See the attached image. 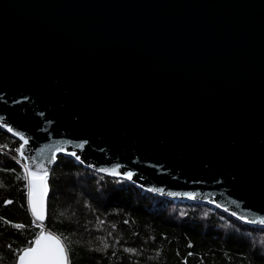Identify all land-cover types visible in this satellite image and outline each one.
Segmentation results:
<instances>
[{"label": "water", "instance_id": "water-1", "mask_svg": "<svg viewBox=\"0 0 264 264\" xmlns=\"http://www.w3.org/2000/svg\"><path fill=\"white\" fill-rule=\"evenodd\" d=\"M0 125L264 225V0H0Z\"/></svg>", "mask_w": 264, "mask_h": 264}, {"label": "trees", "instance_id": "trees-1", "mask_svg": "<svg viewBox=\"0 0 264 264\" xmlns=\"http://www.w3.org/2000/svg\"><path fill=\"white\" fill-rule=\"evenodd\" d=\"M22 143L0 125V264H15L40 231L32 223L27 182L17 179L26 163L16 151ZM48 182L44 225L68 245L70 264H264V225L213 203L154 193L65 151Z\"/></svg>", "mask_w": 264, "mask_h": 264}, {"label": "snow or ice", "instance_id": "snow-or-ice-1", "mask_svg": "<svg viewBox=\"0 0 264 264\" xmlns=\"http://www.w3.org/2000/svg\"><path fill=\"white\" fill-rule=\"evenodd\" d=\"M8 131H12L11 128ZM17 136H19L20 140L23 141L20 144V147L16 149V151L20 154V156L25 160H30V163H24L23 174H18L17 179H22L26 181V199L27 204L30 209L31 215L34 217L32 223L36 225L40 229L38 233H35V239L28 242V246L19 250L18 261L17 264H70L69 261V251L68 245L64 243V240L61 237L52 234L50 231L46 230L43 225V221L46 218V200L49 192L48 186V176L49 171L48 167L45 166L44 162L41 160L39 163L37 162L38 158L36 156L27 157L23 149L25 145L28 144V141L24 138V136L17 132ZM77 148H83V144H77ZM63 149H56V151H62ZM43 150H41V155ZM70 155L75 156L77 160L80 159L79 156L76 155V152L70 153ZM52 159L48 160V164L52 163ZM119 167V166H117ZM35 169V170H33ZM102 172L111 171L113 174L118 175L116 168L99 169ZM133 173L125 172L124 176L131 180ZM153 191H163L162 189H153ZM172 195H177V193H171ZM185 195L192 196V193H185ZM6 203H11V201H6ZM235 215V213H233ZM243 219V217H241ZM264 224V219L259 221ZM17 229H22L25 227L23 224H15ZM66 239V238H64ZM104 247L107 248V243L104 244ZM125 251L133 252L136 251L134 249H125Z\"/></svg>", "mask_w": 264, "mask_h": 264}, {"label": "rangeland", "instance_id": "rangeland-1", "mask_svg": "<svg viewBox=\"0 0 264 264\" xmlns=\"http://www.w3.org/2000/svg\"><path fill=\"white\" fill-rule=\"evenodd\" d=\"M174 199V198H173ZM178 200V199H177ZM210 203V202H209ZM215 205V204H214ZM220 207V206H219ZM222 208V207H221Z\"/></svg>", "mask_w": 264, "mask_h": 264}]
</instances>
